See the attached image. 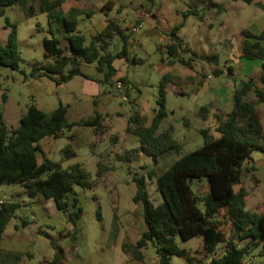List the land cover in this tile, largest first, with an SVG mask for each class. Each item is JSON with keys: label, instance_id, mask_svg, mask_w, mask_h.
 Returning a JSON list of instances; mask_svg holds the SVG:
<instances>
[{"label": "trees", "instance_id": "16d2710c", "mask_svg": "<svg viewBox=\"0 0 264 264\" xmlns=\"http://www.w3.org/2000/svg\"><path fill=\"white\" fill-rule=\"evenodd\" d=\"M32 1L35 2L0 0V15L6 14L8 6L20 4L29 16H34L38 8ZM244 1L253 3L255 0ZM39 4L40 11L48 13V32L51 36L44 38L47 60L34 62L29 76L42 73L61 84L76 75H84L82 64L96 63L101 70L109 68L107 79L110 80L117 72L114 66L116 59L126 58L128 61L142 63V59L130 56L131 32H127L116 19L109 16L116 6L114 1L109 0L101 7L107 17L106 26L89 41L86 34L78 31L79 18L83 14H89L88 10L77 6L65 9L64 0H39ZM194 11L199 9L195 8ZM6 26L10 31L5 41L0 38V66L20 70L23 56L18 44V26L8 17ZM183 26L184 23L176 25L174 34ZM243 33L252 37L250 32L244 30ZM116 34L122 37L124 46L121 51L113 53L109 51V46ZM262 37L264 32L258 35V38ZM171 40L172 43L168 45L170 55L191 67L192 64L180 55L182 42L177 36ZM243 50L244 56L248 58H264V47L260 40L252 43L245 39ZM171 62L174 63L175 60ZM229 71L233 72L231 65ZM214 73L219 76L224 73V69L216 67ZM120 79L127 83L126 77ZM171 79H174L172 74H164L158 100L160 108L152 123L148 125L139 114L134 119L137 126L133 132L139 136L140 146L125 149L118 155L123 161H132L145 154L152 156L155 161V166L146 174L137 172L133 176L137 186L134 201L143 203L146 229L137 241L124 242L123 251L133 253L137 260L147 264L144 249L153 245L159 259L156 264H173L174 255L186 257L185 264H197L191 250L181 247L177 237L187 241L201 236L202 251L210 257V264H248L247 255L260 247L264 248V209L257 211L247 208L249 190L242 185L243 176L257 169L256 165L251 164L254 151L264 152V121L258 107L264 104V87L259 84H264V61L258 78L250 76L235 87L233 108L230 111L218 109L215 112V128L219 134H214L209 128H202L205 135L203 145L183 154L173 127L158 132L168 115L166 86ZM251 92L256 97L250 98ZM209 110L207 105L200 107L204 118ZM100 118L99 113H96L90 118L70 122L67 118V106L64 104L51 112H45L36 104H31L21 117L19 126L15 128H10L0 116V187L20 184L33 199L53 200L68 220L75 226L78 225L84 211L76 185L93 189L114 167L100 159L97 175L94 177L84 162L62 165L65 159L77 155L72 143L61 149L62 158L56 161L48 157L39 142L46 136L60 138L78 125L93 126L95 134L102 136L105 129ZM72 136L73 134L69 137ZM169 151L179 157L167 169L158 173L156 166L160 164L163 153ZM38 152L43 153V162H39ZM148 179L156 180L157 189L162 196L158 203L152 199L148 190ZM195 179L207 182L210 189L197 193L192 187ZM22 205L20 201L13 200L0 202V244L9 222ZM117 210L116 207L111 225L113 243L118 241L120 233V216ZM70 233L77 239L72 232L68 235ZM60 235H63L62 231ZM52 244L57 248L56 255L40 264H64V248L55 240ZM24 255L23 252L4 251L0 247V263L18 264Z\"/></svg>", "mask_w": 264, "mask_h": 264}, {"label": "rangeland", "instance_id": "374dc122", "mask_svg": "<svg viewBox=\"0 0 264 264\" xmlns=\"http://www.w3.org/2000/svg\"><path fill=\"white\" fill-rule=\"evenodd\" d=\"M105 1L94 0V3L101 4ZM32 2L38 8L34 16H29L20 4L8 6L6 14L0 15L1 40L5 41L10 31V28L6 26L7 17L18 26V44L23 56L21 69L15 70L0 66V82L3 83L4 88H10L13 92L18 90L24 92L21 87L22 83L13 80V77L30 74L34 62L47 60L44 38L51 36L48 32L49 16L47 12L40 11L39 0ZM195 8L199 11H194ZM152 11L158 19V32L155 33L150 32L151 25L145 21L146 16L153 14ZM110 16L116 19L127 32H130L134 26L143 24L141 29L132 35L133 41H129L130 56L142 59V63L129 61L126 65L123 59L117 61L120 71L126 73L130 80L129 100L123 98V92L127 91L128 84L125 83L123 89H118L116 86L120 78L111 77L104 86L108 90H114L115 105L117 104L122 109L123 114L116 115V118L107 121L111 127L105 129L102 136L95 134L91 137L85 129H81L77 132V140L78 143H85L89 148V151L84 154L87 157L82 162L94 177L97 175V164L100 159L114 167V170H111L93 189H85L76 185L84 211L76 226L57 208L53 200L37 198V204L34 206L31 202L35 199L27 195L25 187L20 184H11L15 189L12 193H7L8 199L20 201L23 205L10 221L8 230L19 235L22 239V247L29 250L24 252L25 255L19 264H40L45 259H52L57 253V248L52 244L53 240L65 250L64 264H145L137 260L133 253H126L122 248L124 242L137 241L146 229L143 203L134 201L137 186L133 176L137 172L146 174L150 168L155 166L154 158L150 155L142 154L138 160L132 161H123L118 157L125 149L140 146V141L136 140L133 132L137 126L134 120L138 118L136 115L139 114L150 125L157 109L160 108L158 100L164 74L183 75L186 71L181 80L171 79L172 83H167L168 115L158 130V132H163L173 127L175 137L182 146L181 154H183L203 145L205 135L202 128H209L214 134H219L215 128L216 118L211 110H228L233 104L234 87L239 86L250 76L258 78L260 75L258 67L261 66L264 58H248L244 56L243 50L245 39H249L252 43L260 40L264 47V37L258 38V35L264 32V7L254 2L248 3L244 0H120L119 4L110 11ZM103 17L102 13L98 19L89 18L87 15L80 16L78 31L87 34L88 30L93 27V23ZM223 17L229 21V29L224 28L225 31L219 23ZM256 19L259 22L254 24ZM180 23H184V26L175 35L174 28ZM243 27L246 32L252 34V37L243 33L244 30L239 34ZM258 29L262 30L258 32ZM176 36L183 44L180 55L199 72L196 80L201 79L202 82L196 81L195 83V79L192 81L186 79L185 75L187 76V73L190 74L191 71L189 65L170 55L168 45L170 40ZM123 46L124 40L116 34L109 46V51L117 53L122 50ZM241 51H243V58L237 59ZM213 56H215L214 59L211 58ZM172 60L175 62L172 63ZM229 65L233 66V72L229 71ZM216 67L223 68L225 73L215 75ZM203 80H208L209 85L205 86ZM227 81L229 82L226 83ZM214 87L218 89L215 90ZM222 87H224L225 94L219 96L218 91ZM79 96L86 98L82 94ZM249 97H256V95L251 92ZM19 100L23 104H28L30 97L25 95ZM205 104L211 111L207 114L209 115L207 119L200 111V107ZM258 107L264 121V104ZM70 133L67 131L66 135ZM64 140L62 136L57 144L61 145ZM178 157L179 155L172 151L163 153L160 164L156 166L158 173L167 169ZM253 157L256 159L260 173H263L264 152L256 150ZM144 165L148 167L142 168ZM242 185L253 194L257 183L252 172L243 176ZM192 187L197 193H204L208 191L209 184L195 179ZM148 190L156 203L162 200L155 179H148ZM200 206L203 208L202 204ZM116 207L120 216V233L118 241L113 243L111 225ZM247 208L251 209L250 204ZM41 212L51 216L48 219L49 225L42 222ZM61 231L63 235H60ZM69 232L75 234L77 239H74L71 233L68 235ZM177 242L181 247L191 250L197 264H210V257L202 251L201 236L187 241L177 237ZM256 250L258 253L255 255L254 264L264 260V255H262L264 248L260 247ZM253 253L255 252L247 255V258H250ZM144 255L147 264L158 263V255L153 245L144 249ZM172 263L185 264L187 258L174 255Z\"/></svg>", "mask_w": 264, "mask_h": 264}, {"label": "crops", "instance_id": "0c3cea01", "mask_svg": "<svg viewBox=\"0 0 264 264\" xmlns=\"http://www.w3.org/2000/svg\"><path fill=\"white\" fill-rule=\"evenodd\" d=\"M107 1L109 0H106L104 3L101 4H96L94 3V0H64L65 9H69L73 6L82 7L90 12L89 13L90 15L87 13L83 14V15H87L89 18L98 19L100 18L101 13L104 15L103 18L98 20L96 23H93V27L88 30V33L86 34L88 41L91 40V37L94 34L101 31L106 26L107 17L104 14V12H102L101 7ZM112 1H114L116 5L119 4L120 2V0H112ZM254 3L264 7V0H255ZM94 9L95 11H92ZM83 15L81 16L83 17ZM145 21L149 22L151 25L150 32L153 33L158 32L157 15L153 13L152 15L146 16ZM257 21L258 20L256 19V22L254 21L255 22L254 24L259 22ZM219 23L221 24L223 31L229 29V21L228 20L226 21L224 17L220 20ZM239 24L241 23L239 22ZM243 30H245V27L241 29L239 34H241ZM261 30L262 29H258V32ZM161 38L163 39L164 37L162 36ZM171 43L172 40H170L169 44ZM236 58L237 59L243 58V51H241ZM122 59L124 61V64L126 65L129 64V61L126 58L116 59L114 61V66L117 72L112 76V78L126 77L127 78L126 84H128V87H127V91L123 93L129 95L130 80L126 76V73L120 71V67H118L117 65V61ZM189 68L191 71L189 72L190 74L187 73V76L185 75L186 79L190 81L195 79V83L200 82L201 79L199 81L196 80L198 78L199 72L196 69H194L193 66L191 67L189 66ZM261 68H262V64L261 66L258 67V70L261 71ZM81 69L84 75H76L71 80L61 84H58L53 78L42 73L38 76H29V74H26L22 77H13V80H17V82L22 83L21 87H23L24 92L23 90L22 91L18 90L13 92L10 88L9 89L4 88L3 83L0 82V116L3 117L4 121L10 128H15L19 126L21 117L27 112L28 107L31 104H36L45 112H51L54 109L58 108L61 104H64L67 106V118L70 122H75L81 119H87L92 116H95L96 113H99V115L101 116L100 119L101 122L103 123L104 129H109L111 125L109 123L107 124V121L116 118V115L123 114L122 109H120V107L117 104L115 105L116 95L114 90H108L104 86V84L108 81L107 73L109 72V68L105 67L103 70H101L98 68V65L96 63H91V64L84 63L82 64ZM183 75L180 74L174 75V80L176 79L181 80ZM228 82L229 81H227L226 83ZM169 83H172V81H169ZM203 84L207 86L209 85V81L203 80ZM259 84L260 86L264 87L263 83H259ZM214 88L215 90L218 89L217 87ZM218 92H219L218 93L219 96H223L225 94L224 87H222ZM233 92H232V98H233ZM79 94L86 96V98L80 97ZM4 95H7L6 99L4 98ZM25 95H28L30 97V102L28 104H23L19 100L20 97H24ZM127 100H129V96ZM233 106H234V100L232 106L226 111H230L233 108ZM217 110L218 109L211 111L213 114H215ZM211 111L209 110V112ZM208 116L209 115H207L205 119H207ZM216 124H217V119H216ZM81 129H85L87 134L91 137H94L96 132L93 126L78 125L73 128V130L69 135L65 134L63 136L65 140L61 145L57 144V141L60 140L62 137L56 139L51 136H46L43 139H41L39 145L48 155V157L56 161L61 160L60 159L61 149L69 143H72L74 145V149L76 150L77 154L84 155L86 152L89 151V148L85 143L82 144L78 143L77 132H79ZM71 134H73L72 138L69 137ZM136 140H139L138 135H136ZM37 156L39 162H43L44 160L43 153L38 152ZM251 164L257 166L255 158H253ZM252 175L256 179L257 185L255 186L253 194L249 190V195L247 197V206H249L250 204L251 210L262 211L264 209V172L260 173V169L257 166V169L252 172ZM14 189H15L14 186L11 185L1 186L0 198L3 199L4 201L9 200L7 197V193H12ZM31 204L36 206L37 200L35 199L33 202H31ZM41 217L43 219L42 222L45 223L46 225H49L50 222L48 219L51 216L41 212ZM16 227H18V225ZM21 240L22 239L19 238V235H17L16 233L9 232L7 226L0 247L4 251H14V252H23V253L29 251L22 247ZM254 252L255 253H253L250 258H247L251 262V264H254L255 255L258 253L257 250H255ZM0 264H11V263H0ZM258 264H264V260L259 261Z\"/></svg>", "mask_w": 264, "mask_h": 264}, {"label": "built area", "instance_id": "2783aa9c", "mask_svg": "<svg viewBox=\"0 0 264 264\" xmlns=\"http://www.w3.org/2000/svg\"><path fill=\"white\" fill-rule=\"evenodd\" d=\"M142 25H143V24L141 23V24H139V25H137V26H134V27L130 30L131 34L133 35V34H135L136 32H138V31L141 29ZM132 35H131L129 41H133ZM116 86H117L118 89H123V88L125 87V83H124L121 79H118V80H117V84H116ZM123 98H124V99H128V95H127L126 93H124ZM0 190H1V187H0ZM3 201H4V200L0 198V202H3ZM247 263H248V264H251L250 261H247Z\"/></svg>", "mask_w": 264, "mask_h": 264}, {"label": "water", "instance_id": "95a60500", "mask_svg": "<svg viewBox=\"0 0 264 264\" xmlns=\"http://www.w3.org/2000/svg\"><path fill=\"white\" fill-rule=\"evenodd\" d=\"M87 156L85 155H74L70 158H67L65 159L63 162H62V165L63 166H68V165H71V164H74V163H77V162H82L84 160V158H86ZM209 189H210V185H209Z\"/></svg>", "mask_w": 264, "mask_h": 264}]
</instances>
